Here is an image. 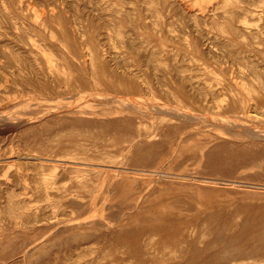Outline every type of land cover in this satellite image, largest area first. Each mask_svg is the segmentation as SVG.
Returning a JSON list of instances; mask_svg holds the SVG:
<instances>
[{"label":"rangeland","instance_id":"1","mask_svg":"<svg viewBox=\"0 0 264 264\" xmlns=\"http://www.w3.org/2000/svg\"><path fill=\"white\" fill-rule=\"evenodd\" d=\"M263 132L264 0H0V264H264Z\"/></svg>","mask_w":264,"mask_h":264},{"label":"bare ground","instance_id":"2","mask_svg":"<svg viewBox=\"0 0 264 264\" xmlns=\"http://www.w3.org/2000/svg\"><path fill=\"white\" fill-rule=\"evenodd\" d=\"M231 57H232V56H231ZM257 73H258V72H257ZM219 93H220V92H219ZM130 99H131V98H130ZM127 100H128V99H127ZM127 100H126V101H127ZM120 101H121V100H120ZM128 101H129V100H128ZM121 102H122V101H121ZM126 104H127V103H126ZM192 104H193V103H192ZM128 107H129V106H128ZM163 107H164V106H163ZM159 108H160V107H159ZM165 108H166V107H165ZM165 108H164V109H165ZM167 108H168V106H167ZM63 109H64V108H63ZM155 110H157V109H155ZM159 110H160V109H159ZM60 111H61V110H60ZM135 111H136V110H135ZM143 111H144V110H143ZM160 111H161V110H160ZM160 111H159V113H160ZM161 112H162V111H161ZM183 112H184V111H183ZM180 113H182V111H181ZM164 114H165V113H164ZM167 114H168V113H167ZM167 114H166V115H167ZM183 114H184V113H182V114H180V115L183 116ZM185 114H187V113H185ZM185 114H184V117H185ZM160 115H163V114H160ZM168 115H169V114H168ZM204 115H205V114H204ZM247 115H248V114H247ZM174 116H175V115H174ZM187 116H188V114H187ZM199 116H200V115H199ZM167 117H168V116H167ZM176 117H177V116H176ZM179 117H180V116H179ZM193 117H195V116L193 115ZM196 117H197V115H196ZM164 118H165V117H164ZM173 118H174V117H173ZM165 119H166V118H165ZM189 119H190V118H189ZM201 120H202V119H201ZM194 122H195V121H194ZM198 123H199V122H198ZM205 123H206V122H205ZM212 123H213V122H212ZM217 123H218V122H217ZM217 123H216V124H217ZM21 124H22V123H21ZM28 124H29V123H28ZM220 124H221V123H220ZM222 124H223V123H222ZM224 124L226 125V124H228V123L226 122V123H224ZM230 124H232V123H230ZM230 124H228V125H230ZM234 125H235V124H234ZM18 126H19V125H18ZM109 126H110V125H109ZM217 126H219V125H217ZM230 126H233V124L230 125ZM243 126H244V125H243ZM19 127H20V126H19ZM221 127H222V126H221ZM226 127H227V126H226ZM234 127H235V126H234ZM239 127H240V126H239ZM236 128H237V127H236ZM245 128H246V127H245ZM248 128H249V127H248ZM120 129H121V128H120ZM233 129H234V128H233ZM243 129H244V127H243ZM246 129H247V128H246ZM234 130H235V129H234ZM250 130H251V129H250ZM82 131H83V130H82ZM262 131H263V130H262ZM241 132H242V131H241ZM257 132H258V131H257ZM257 132H256V133H257ZM203 133H204V132H203ZM261 133H262V132H261ZM224 134H225V133H224ZM263 134H264V132H263ZM263 134H262V135H263ZM260 136H261V135H260ZM129 137H130V136H129ZM131 141H132V140H131ZM89 143H90V142H89ZM125 145H126V144H125ZM127 147H128V146H127ZM127 147H126V148H127ZM215 147H216V146H215ZM152 148H153V147H152ZM156 148H157V147H156ZM158 149H159V148H158ZM160 149H161V148H160ZM166 149H167V148H166ZM149 154H150V153H149ZM149 154H148V155H149ZM141 157H142V156H141ZM152 157H153V156H152ZM154 157H155V155H154ZM137 161H138V160H137ZM201 161H202V160H201ZM120 170H121V169H120ZM120 173H121V172H120ZM138 174H139V173H138ZM159 174H160V173H159ZM159 177H160V176H159ZM118 180H119V179H118ZM174 180H175V179H174ZM187 180H188V179H187ZM209 180H210V179H209ZM213 180H214V179H213ZM91 181H92V180H91ZM193 181H194V180H193ZM204 181H205V180H204ZM144 182H145V181H144ZM206 182H207V181H206ZM210 183H211V182H210ZM197 184H199V183H197ZM117 185H118V184H117ZM131 186H132V185H131ZM117 187H118V186H117ZM236 188H237V187H236ZM203 192H204V191H203ZM4 193H5V192H4ZM146 193H147V192H146ZM167 198H168V196H167ZM173 204H174V203H173ZM101 209H102V208H101ZM164 212H165V211H164ZM160 214H161V213H160ZM160 214H158V215H160ZM156 216H157V215H156ZM161 216H162V215H161ZM153 217H154V216H153ZM157 217L160 219L159 216H157ZM163 217H164V216H163ZM161 219H163V218H161ZM161 219H160V220H161ZM167 219H169V218H167ZM81 221H82V220H81ZM85 221H86V220H85ZM156 221H158V220L156 219ZM162 221H163V220H162ZM166 221H168V220H166ZM166 221H165V222L163 221L164 223L162 222L163 225H165V223H167ZM173 221H174V220H173ZM71 222H72V221H71ZM180 223H181V222H180ZM212 223H213V222H212ZM154 225H155V224H154ZM154 225H153V226H154ZM163 225H161V226H163ZM153 226H152V227H153ZM155 226H157V225H155ZM155 226H154V227H155ZM181 227H182V226H181ZM159 228H160V226H159ZM182 228H183V227H182ZM182 228H181V229H182ZM152 229L154 230L155 228H152ZM152 229H151V230H152ZM157 229H158V227H157L155 230L157 231ZM163 229H164V226H163ZM165 229H167V226H166V225H165ZM175 229H176V231L178 232V229H179V228H178V229L175 228ZM158 230H159V229H158ZM167 230H168V229H167ZM167 230H166V232H167ZM179 230H180V229H179ZM182 230H183V229H182ZM156 231H153V232H156ZM159 231H160V230H159ZM159 231H157V232H159ZM184 231H185V229L183 230V233H182V234H184ZM229 231H230V230H229ZM172 232H173V231H172ZM174 233H175V231H174ZM180 233H181V231H180ZM187 233H188V230H187ZM161 234H163V233H161ZM172 234H173V233H172ZM174 235H175V234H174ZM184 235H185V234H184ZM186 236H187V235H186ZM173 238H174V237H173ZM183 238H185V237H183ZM183 238H182V239H183ZM245 238H246V237H245ZM240 239H241V238H240ZM174 240H175V238H174ZM179 240H181L180 237H179ZM184 240H185V239H184ZM245 240H246V239H245ZM245 240H244V241H245ZM242 241H243V240H242ZM173 242L176 243V241H173ZM181 242H182V241H181ZM181 242H180V244H181ZM34 244H35V243H34ZM171 244H172V243H171ZM176 244H177V243H176ZM180 244H179V246H180ZM190 244H191V243H190ZM121 245H122V244H121ZM174 246H175V245H174ZM190 246H191V245H190ZM29 247H30V246H29ZM177 247H178V246H177ZM181 247H182V245H181ZM181 247L179 248V250L181 249ZM174 248H175V247H174ZM187 248H188V247H187ZM187 248H185V250H186ZM163 249H164V248H163ZM188 250H189V249H188ZM177 251H178V250H177ZM180 251L183 252L182 249H181ZM186 251H187V250H186ZM182 252H180V253H182ZM184 252H185V251H184ZM184 252H183V253H184ZM183 253H182V254H183ZM186 254H187V253H186ZM186 254H184V255H185V256H188V255H186ZM205 255H206V254H205ZM205 255H204V256H205ZM192 257H193V256H192ZM72 259H73V258H72ZM188 259H189V258H188ZM192 259H193V258H192ZM261 260H263V259H261ZM187 261H188V260H187ZM2 263H3V262H2ZM252 263H253V262H252Z\"/></svg>","mask_w":264,"mask_h":264}]
</instances>
